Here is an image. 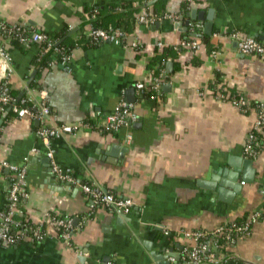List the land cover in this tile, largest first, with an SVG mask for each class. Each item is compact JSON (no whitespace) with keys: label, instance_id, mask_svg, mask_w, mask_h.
<instances>
[{"label":"crops","instance_id":"obj_1","mask_svg":"<svg viewBox=\"0 0 264 264\" xmlns=\"http://www.w3.org/2000/svg\"><path fill=\"white\" fill-rule=\"evenodd\" d=\"M157 1L0 0V22L7 26L23 29L27 36L36 30L58 35L68 29L69 41L76 42L69 63L46 68L37 79L39 87L33 88V60L41 44L4 39L11 62H0V81L9 67L7 78L18 96L31 95L40 102V90L47 92L56 123L91 121L92 129L64 131L50 140L57 163L72 169L78 182H95L134 202L126 213L93 205L79 186L67 185L53 172L48 146L36 132L42 122L0 109V161L28 168L29 197L19 205L20 217L37 222L55 211L72 217L75 225L72 247L54 231L36 242H0V264H159L153 252L181 255L194 243L182 230L243 221L251 211L264 208V133L260 154L252 159L253 182L242 184L237 193L228 189L222 197L207 185L215 177L222 179L221 171L233 170L236 160L247 158L243 150L257 117L256 104L264 101V56L241 53L232 34L263 41L264 0H166L170 14L165 17L153 13ZM186 1L188 13L193 8L204 11V19H198L204 25L212 16V34L203 28L200 36L194 35L199 38L197 49L181 44L189 30L178 24ZM145 3L151 6L153 22L136 21V11L123 15L144 50L83 38L94 24L87 9H98L106 22L117 19L111 15L115 8L128 6L129 11ZM204 36L211 38L210 44L203 42ZM167 46L176 50L163 69L154 68L162 78L159 92L156 98H142L135 84L149 81L150 58ZM213 48L219 51L216 58ZM130 87L135 89L138 124L118 132L99 131L120 100H127ZM238 99L245 105L235 103ZM127 134L132 135L128 146ZM112 145L127 151L113 154ZM12 177L11 169L0 163V211L6 207ZM218 256L225 258L220 264H264V218ZM168 260L175 264L176 257Z\"/></svg>","mask_w":264,"mask_h":264},{"label":"built area","instance_id":"obj_2","mask_svg":"<svg viewBox=\"0 0 264 264\" xmlns=\"http://www.w3.org/2000/svg\"><path fill=\"white\" fill-rule=\"evenodd\" d=\"M173 17L178 18V15H173ZM137 20L140 23H149L155 20V16L149 12V7H147L139 12ZM203 28L204 24L199 20H191L188 24V29L193 36L202 32ZM4 34L5 36H9V39L12 36L19 38L21 42H38L41 44V49L42 44L46 43V47L42 49L44 53L50 50H54L60 54L62 53L61 48L55 46V41L44 30H36L30 36H27L23 29L10 27L0 22V62H5L6 64H10L11 57L3 42ZM86 34L93 44L109 41L134 49L144 50L145 48L139 39L122 28L105 29L92 26ZM232 37L236 40L237 48L241 53L264 56L263 41L250 35L241 36L239 33H233ZM181 44L196 49L200 47L197 38L189 40L184 39ZM158 45L161 46L162 43L158 42ZM218 53V50L212 51L211 56L216 58ZM70 59L71 53L61 55L60 60L54 57L51 60V65L55 63L67 65ZM7 69L9 72L0 81V109L4 110L6 106H10L18 117L29 115L42 122V126L37 128L36 132L48 146L47 155L56 176L69 186H79L82 191L91 198L93 205L100 204L108 210H116L122 213L129 212L134 205L131 198L118 197L113 192L105 190L95 182H78L73 170L61 167L54 157V150L50 147V140L53 137L60 136L64 131L75 133L81 128L92 129L94 127L92 122L80 120L75 125L56 123L55 118H51L50 107L48 105V94L43 89L40 90L42 97L40 102L35 101L31 95H27L26 98L22 99L23 104L25 102H33V108L18 105L15 103L17 99L11 92V86L7 78L10 74V68L8 67ZM150 73L151 76L149 81H138L135 84V88L140 96H142L145 91H152L154 93L152 98H156L162 78L161 75L156 74L154 69H151ZM235 103L245 105L243 99H238ZM134 106V102H129L122 98L113 112L107 115L106 120L103 122L102 126L98 127V130L101 132H118L122 127H131L138 120V115ZM256 108L257 117L252 129L248 133L243 150L244 156L250 159H256L259 156L264 133V101L258 102ZM124 141L127 146L130 145L132 142V135L127 134ZM0 163L9 167L13 172V177L9 185L6 207L0 211V242L5 241L7 244H16L19 240L24 238H28L31 241H39L46 237L49 231H54L62 242L72 247L73 235L75 232V225L72 217L55 211H49L43 220L37 222L31 219L22 220L20 218L19 205L23 200L29 197V192L26 189L28 168L26 165L18 166L8 161H0ZM244 183L245 182L242 181V184ZM262 218H264V212L261 209H257L251 211L243 221L223 223L209 230H182L180 233L193 240L194 243L183 249L180 255L181 264H220L225 258L219 257L218 252L236 245L239 238L248 235L253 225Z\"/></svg>","mask_w":264,"mask_h":264},{"label":"trees","instance_id":"obj_3","mask_svg":"<svg viewBox=\"0 0 264 264\" xmlns=\"http://www.w3.org/2000/svg\"><path fill=\"white\" fill-rule=\"evenodd\" d=\"M147 7H149V9H150L151 6H148L145 3L142 6H140L138 8H132L129 11H128V6H126V7L121 6V7H118L117 9L115 8V11L111 15L112 16L117 15L118 16V17H116L117 19L107 20L106 22L104 21V18L99 17V15H100L99 10L96 8L87 9L86 13H87V15H89L92 18V20L94 22L93 27H99V28H105V29L122 28L125 31L130 33V28L128 27L129 22L127 21V19L124 16H127L129 13L136 11L135 20L137 21V14H139V12L142 9L147 8ZM152 7H153V9H152L153 13L155 14L156 17H165V15L169 14V11L167 10L166 0H158L157 3L152 5ZM190 9H191V7H190L189 3L186 1L182 4L179 13L182 15H186ZM132 22H133V20H132ZM68 33H69V30L65 29L63 32H61L58 35H50L49 34L50 37L55 41V46L61 48L62 53L60 54L58 52H55L54 50H50V51L44 53L42 49H44L46 47V43L42 44V49H40V51L37 53V55L34 57V60H33L34 69L36 71V74H35L34 78L29 83L30 87H33V88L39 87L38 86L39 80H37V79L42 76L43 71L46 68H49V66H51V60L54 57H56V59L60 60L61 55L70 54L72 52V50L75 47L76 42H70L69 41ZM8 37L9 36H5V34H4L3 40L7 39ZM12 37H14V36H12ZM83 38H85V40L88 42L90 41L87 34H85L83 36ZM192 38H197V37L192 36L191 32L188 30V37H186L185 39L189 40ZM197 39L199 40V38H197ZM202 40H203V42L210 44L211 38L209 36H204L202 38ZM12 41H14V40H12ZM182 46H184V45H182ZM216 49L217 48H213V49H211L210 52L215 51ZM138 50L141 51L142 49H137V51ZM175 50L176 49L174 46H167V47H164L160 50L156 49V51H155L156 54L150 58V62H149L150 67L149 68L150 69L156 68L157 70L163 69L166 65L168 57L171 55H174ZM156 74H159V73L156 72ZM11 92H12L13 96L17 99L15 101V103H17L20 106H26L28 108H33V102H25L24 104L22 103V99L26 98V96H27L26 94L19 98L17 91H15L11 88ZM153 94L154 93L152 91H145L141 97L142 98H152ZM49 107H50V105H49ZM6 108H10V106H6ZM50 112H52L51 107H50ZM12 113L17 115L15 112H13V110H12ZM261 147H262V144H261ZM262 211L264 212V208L262 209ZM20 218L22 220L28 219V218H25L22 216ZM223 250H226V249H223Z\"/></svg>","mask_w":264,"mask_h":264},{"label":"water","instance_id":"obj_4","mask_svg":"<svg viewBox=\"0 0 264 264\" xmlns=\"http://www.w3.org/2000/svg\"><path fill=\"white\" fill-rule=\"evenodd\" d=\"M213 11H209V13H212ZM188 18L183 21L184 16H181V20L178 23L179 25H182L183 23H185V25H188L191 19H200L203 20L204 19V11H201L197 8H193L191 10L190 13L187 14ZM208 21L205 22L204 25V33L211 35L212 34V30H213V23L211 21L212 16L208 15L207 16ZM195 36H200V34H196ZM261 39L264 41V35L261 36ZM170 65L171 62H169ZM34 76V73H32L31 77ZM23 94H20L19 98L22 96ZM127 101L129 102H134L135 101V89L134 87H130L127 90ZM138 122L134 123V126L137 125ZM112 152L113 154H116L117 150L119 149L121 151V156L123 152L127 151L126 147H123L121 145H112L111 146ZM243 166V170L241 169V167ZM233 170L227 169L224 171H221L220 173L222 174V179L217 181V177H215L214 181L210 184H207L210 188L212 189H216L219 192L220 197H222L223 195H225L228 189H232V191L234 193H237L240 191L241 187H242V182H253L255 179V173H256V169L253 167V160L250 158H242L241 162L239 160H236V163L233 165ZM242 171V179H240V173ZM227 172V173H226ZM230 196L232 195L231 193H228ZM4 243H6L4 241ZM154 258L158 261L159 264H171L170 261L168 260V258L170 256H174L176 257V261L175 264H181V260H180V254H174L173 252L170 253H162L158 254L157 252H153L152 253Z\"/></svg>","mask_w":264,"mask_h":264}]
</instances>
